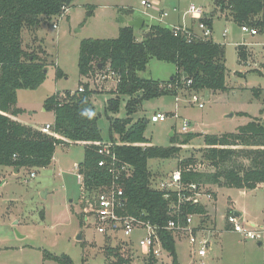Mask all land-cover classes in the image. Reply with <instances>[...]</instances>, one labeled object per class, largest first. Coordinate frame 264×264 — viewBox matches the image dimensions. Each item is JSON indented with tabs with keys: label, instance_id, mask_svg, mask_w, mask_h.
Segmentation results:
<instances>
[{
	"label": "rangeland",
	"instance_id": "374dc122",
	"mask_svg": "<svg viewBox=\"0 0 264 264\" xmlns=\"http://www.w3.org/2000/svg\"><path fill=\"white\" fill-rule=\"evenodd\" d=\"M149 1L152 4L147 7L141 4V0H76L70 17L67 12L58 21H46L39 32L25 27V50L37 53L47 64L48 72L39 88L18 90L17 105L25 109L24 120L39 127L52 122L53 111L45 110V99L57 91L77 90L80 82H90L95 90L92 102L100 115L99 127L105 141H110L109 118L127 116L128 97H121L117 113L106 111L108 99L114 96L106 89H112L117 78L113 75L105 79L103 74H98L89 79L80 75L78 59L81 40L115 38L120 27L129 25V21L139 16L144 18L146 25L135 29L138 40H142L144 31L146 33L148 27L159 20L163 23L179 19L186 24L193 22L200 34L198 20L191 19V13H188L190 6L201 7L209 15L216 8L214 0ZM88 5L95 7L92 16L86 14ZM163 10L168 12L167 16H162ZM218 13L213 18V38L225 45L228 89L181 90L179 98L174 95L155 97L138 105L133 115L137 120L151 119L155 110L168 113L165 121L149 120L145 136L151 140L150 145H174L172 137L175 133L172 132L181 133L184 120L189 122L188 131L198 134L190 144L182 147L178 158L150 160L156 184L176 169L181 159L191 154L201 155L204 134L236 132L255 117L264 120V113L260 112L264 108V96L256 97L253 91V88H262L264 92V44H256L264 42V33L253 36L242 32L241 26L231 16L226 18ZM53 23H57L56 28ZM224 28L228 29L226 37L222 36ZM237 40L238 44H246L252 51L253 56L246 64L238 59ZM57 67L64 71L63 77H57ZM176 73L175 64L154 58L139 75L167 81ZM194 92L198 102L193 101ZM199 103L203 106L200 107ZM84 146L79 142L58 145L52 163L40 169L22 168L16 172L15 168L0 166V264H64L47 255V252L57 256L66 254L74 264H111L113 258H107L104 251L107 236L99 233L82 216L85 205L79 199L81 184L74 165L83 160ZM205 167L212 168L208 163ZM31 172L35 176L31 177ZM212 192L214 200L206 203L208 219L204 224L212 231L207 264H264V244L244 239L225 228L231 212H238L245 220L264 227V183L254 189L213 185ZM202 218H196L195 223H200ZM179 238L176 245L180 264H198V259L189 251L188 241L181 236ZM123 252L126 257L129 256V253ZM145 261L143 256H134L130 264H145Z\"/></svg>",
	"mask_w": 264,
	"mask_h": 264
},
{
	"label": "trees",
	"instance_id": "16d2710c",
	"mask_svg": "<svg viewBox=\"0 0 264 264\" xmlns=\"http://www.w3.org/2000/svg\"><path fill=\"white\" fill-rule=\"evenodd\" d=\"M76 0H0V166L16 168H44L54 158L58 145H69L68 141L86 142L84 158L78 164L83 175L79 199L85 205L87 200L100 188L111 182V174L105 167L99 166L104 158L97 141H105L99 127L100 115L92 102L94 89L90 82H80L83 90L57 91L48 96L44 107L53 111L55 121L50 133L42 131L11 116L24 112L18 107V90H35L42 85L48 72L47 64L35 52H28L23 46V29L39 30L46 21H51L72 7ZM215 11L204 14L201 19L213 28L214 15H230L233 21L264 30V0H214ZM87 16L94 14V6L88 5ZM130 12V10L128 11ZM145 23L142 28L145 27ZM180 27H182L180 25ZM135 28L130 25L120 27L115 38H85L79 46L78 68L83 77L92 78L108 71L119 75L114 96L108 99L107 112L117 113L121 97L127 96V116H110V139L113 142L127 144L115 147L123 163L134 167V175L126 181V194L129 198L124 214L141 215L152 224L165 226L172 216L169 214L170 199L163 191L154 188V175L149 162L152 159L178 158L182 151L177 144L188 145L198 134L178 133L172 137L174 145L138 146L134 143H150L145 136L149 119L133 115L143 101L163 95L177 96L183 89L200 91L227 90L226 86V49L225 45L210 39L193 38L189 40L185 33L175 31L161 24H151L142 40H138ZM245 46L239 45L240 61L247 58ZM173 63L177 73L167 81L142 77L139 72L147 68L151 59ZM186 74V77L184 75ZM57 77H63L64 71L57 67ZM191 84L188 85V81ZM256 97L264 92L262 88H253ZM264 113V108L261 109ZM246 114V113H241ZM57 134L58 136L54 135ZM204 146L201 155H189L179 161V167L185 168L197 163L207 162L211 171H183V181L219 187L254 189L264 183V120L255 117L236 132L204 134ZM176 197V194H173ZM184 215H202L201 224L208 219L207 208L202 204H186ZM184 221H186L184 219ZM82 224V223H81ZM84 225V224H83ZM164 247L171 253L170 263L159 262L153 256L145 264H180L177 253V241L173 231L159 229ZM104 251L107 258H113L111 264H130L131 257L123 244L112 245L109 236L105 239ZM50 257L64 264H74L66 254Z\"/></svg>",
	"mask_w": 264,
	"mask_h": 264
},
{
	"label": "built area",
	"instance_id": "2783aa9c",
	"mask_svg": "<svg viewBox=\"0 0 264 264\" xmlns=\"http://www.w3.org/2000/svg\"><path fill=\"white\" fill-rule=\"evenodd\" d=\"M141 4L149 7L152 3L149 0H141ZM68 8L63 10V13L57 15L54 20H59L64 14H66ZM193 18H197L198 27L201 31L200 34L189 29L185 26H173L171 27L175 33L181 31L186 34L189 40L193 38L210 39L213 35L212 27L201 19L204 16V10L201 7H197L192 4L188 10ZM162 16H167L168 12L161 13ZM53 27H57V23H53ZM241 31L249 33L251 35L258 34L259 30L256 27H251L246 24L241 26ZM225 30L224 34L226 35ZM103 74V78H110L115 75L116 83L119 75L108 71ZM188 85L191 84V80L188 81ZM79 90H83L79 87ZM185 90V89H183ZM179 95H177V98ZM193 101L198 102L199 98L194 92ZM202 107L203 103H199ZM168 115L164 112H156L152 114V122L165 121ZM189 122L184 120L181 133L187 132ZM42 131L50 133L52 131V125L46 124L41 128ZM54 135L58 136L54 133ZM94 144L100 146V153L104 155V158L99 161V166L105 167L111 174V182L100 188L91 198L87 200L85 207L84 218L86 221L91 222V225L101 234L109 236L111 240H115V244L121 241L124 247L129 251V257L131 259L136 256H143L144 259L150 256L155 257L159 262L170 263L172 261L171 253L164 247L163 240L159 234V229L173 231L176 237V241L186 239L189 245V251L191 255L198 259V264H207L208 247L211 245L210 234L211 229L200 223H195L196 218L202 217V215L187 214L183 216V207L186 204L197 205L202 204L206 207V203L214 200V193L208 185L198 183H186L183 181V171H211L205 167L207 162H197L185 168L179 166L174 169L165 179L159 183H154V188L163 191L166 199H170L169 214L172 218L165 226H158L152 224L149 220L144 218V214L139 216L124 214L128 206V196L126 194V181L133 177L134 167L128 163H123L119 159L115 147L127 143L113 142V141H97ZM133 145L146 146V143H134ZM181 147L185 145H180ZM77 174L76 177L80 184L83 181V175L79 173V166L76 164ZM31 177L35 176L34 172H31ZM176 197H173V194ZM184 219L186 221H184ZM226 229L237 234H240L244 239H250L257 241L259 244H264V227L259 224L251 223L243 218L238 212H231L227 216L225 225ZM141 233H143L141 235ZM170 258V261L167 259Z\"/></svg>",
	"mask_w": 264,
	"mask_h": 264
},
{
	"label": "crops",
	"instance_id": "0c3cea01",
	"mask_svg": "<svg viewBox=\"0 0 264 264\" xmlns=\"http://www.w3.org/2000/svg\"><path fill=\"white\" fill-rule=\"evenodd\" d=\"M71 11H72V7H70L69 9H68V17H70L71 16ZM165 10H163V12H164ZM163 12H161V13H163ZM227 13V12H226ZM226 13L225 14H221V13H218V15L219 16H224V17H226V18H228L230 15L228 14V15H226ZM204 14H206L207 16L209 15V14H207L205 11H204ZM191 19H195V18H193L192 16H191ZM197 19V18H196ZM157 24H161V25H163V26H168V27H173V26H185V27H189V29H191V30H193V31H195L196 33H197V31H196V29L194 28V23L192 22V23H190V24H186V23H184V22H181L180 21V19H179V21H174V22H171V23H167V22H164L163 23V21H161V20H159L158 22H157ZM213 35H212V39L215 41V42H217V43H220V44H222V42L221 41H219V40H217V39H215V38H213V36H214V34H215V28H214V26H213ZM139 30V29H138ZM225 30L227 31V33H228V29L227 28H224L223 29V31H222V36L223 37H226V35H227V33H226V35L224 34V32H225ZM37 32H39V30L37 31ZM260 33H264V30L262 31V32H258V34H260ZM144 34H145V31H144ZM258 34H255V35H253V36H257ZM239 43V41L237 40V42L235 43V45H237V48L239 47V45H243V46H245V50H246V53H247V58L245 59V60H243L244 61V63L246 64V63H248V59H249V57H252L253 56V54H252V51L250 50V48H249V46H246V44L244 45V44H238ZM256 44H258V45H262V44H264V42L263 41H260V42H257ZM222 45H224V44H222ZM238 59H239V57H238ZM239 61H240V59H239ZM242 62V61H241ZM116 88V84H115V86H112V89H110V88H107L106 90L108 91V92H111L113 89H115ZM111 94H112V92H111ZM18 102H19V99H18ZM94 104V103H93ZM19 107V106H18ZM22 108V107H21ZM24 111H25V109L24 108H22ZM46 110V109H45ZM156 112H162V111H158V110H155L152 114H154V113H156ZM164 113H166V114H168L167 112H164ZM23 114L24 113H22V114H20V115H18V116H11L13 119H15V120H18V121H20V122H22V123H24V124H27V125H29V126H32V127H34V128H37V129H41L42 127H44L46 124H50V125H53L54 124V121H55V115H54V113H53V116H52V119H53V121L52 122H48V123H46V124H44L43 126H41V127H39V126H37L36 124H32V123H30V122H26L25 120H24V118H23ZM176 115V114H175ZM134 118V117H133ZM135 120V119H134ZM189 130V129H188ZM189 132V131H188ZM173 134L175 133V132H172ZM67 142H68V144H70V143H73L72 141H68L67 140ZM76 143V142H75ZM79 143H82V144H84L85 145V143L86 142H79ZM147 145H150L149 143H146ZM56 153V152H55ZM54 158H55V155H54ZM54 158H53V160H54ZM78 165V164H77ZM74 166H76V163H75V165ZM14 168H12V170H13ZM21 170V169H20ZM78 182H79V180H78ZM80 183V182H79ZM70 201H72V200H70ZM259 245H261V244H259Z\"/></svg>",
	"mask_w": 264,
	"mask_h": 264
},
{
	"label": "water",
	"instance_id": "95a60500",
	"mask_svg": "<svg viewBox=\"0 0 264 264\" xmlns=\"http://www.w3.org/2000/svg\"><path fill=\"white\" fill-rule=\"evenodd\" d=\"M144 23H145V20L141 16L129 21V25L133 26L135 29H141L143 27ZM184 77H186V74L184 75ZM19 170H20V167L15 168L16 172H18ZM19 236L22 237V235H20V234H19ZM79 237L81 238V235H79Z\"/></svg>",
	"mask_w": 264,
	"mask_h": 264
}]
</instances>
